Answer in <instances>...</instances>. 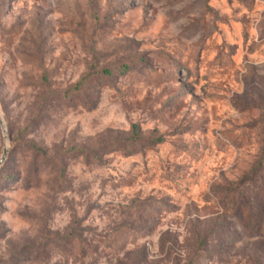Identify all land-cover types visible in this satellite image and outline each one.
<instances>
[{
    "label": "rangeland",
    "instance_id": "1",
    "mask_svg": "<svg viewBox=\"0 0 264 264\" xmlns=\"http://www.w3.org/2000/svg\"><path fill=\"white\" fill-rule=\"evenodd\" d=\"M5 148L0 264H264V0H0Z\"/></svg>",
    "mask_w": 264,
    "mask_h": 264
},
{
    "label": "trees",
    "instance_id": "2",
    "mask_svg": "<svg viewBox=\"0 0 264 264\" xmlns=\"http://www.w3.org/2000/svg\"><path fill=\"white\" fill-rule=\"evenodd\" d=\"M103 73H106V74H109L108 72H106V71H103ZM134 143V142H140V139H138V136H137V133H136V131H135V129H134V131H133V137H132V140H131V143ZM158 142H161V140L159 139L158 140ZM263 163H264V160H261L260 162H259V168H261L262 166H263Z\"/></svg>",
    "mask_w": 264,
    "mask_h": 264
},
{
    "label": "water",
    "instance_id": "3",
    "mask_svg": "<svg viewBox=\"0 0 264 264\" xmlns=\"http://www.w3.org/2000/svg\"><path fill=\"white\" fill-rule=\"evenodd\" d=\"M3 132L5 133V128H3ZM6 148L3 150V155H2V158L0 159V165H1V163H2V160H3V158H4V156H5V154H6Z\"/></svg>",
    "mask_w": 264,
    "mask_h": 264
}]
</instances>
